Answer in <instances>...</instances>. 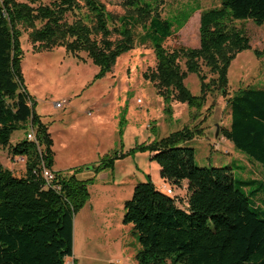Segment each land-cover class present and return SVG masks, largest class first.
I'll use <instances>...</instances> for the list:
<instances>
[{
  "label": "trees",
  "instance_id": "obj_1",
  "mask_svg": "<svg viewBox=\"0 0 264 264\" xmlns=\"http://www.w3.org/2000/svg\"><path fill=\"white\" fill-rule=\"evenodd\" d=\"M165 1L122 0L125 13L114 15L101 0H0V147L13 158H26L22 176L0 165V264H66L74 255V216L88 203L93 182L77 177L84 166L70 176L53 169L54 141L23 75L22 28L31 30L29 39L39 52L63 47L75 57L87 54L99 69L96 80L111 73L122 55L150 44L157 65L145 79L155 84L165 114H173L174 102L200 112L209 93L228 95L229 67L239 53L251 49L250 38L236 22L262 26L264 0H221L220 7L201 13L199 46L173 50L165 42L192 14L164 18ZM203 67L215 77L207 81ZM190 73L200 78V96L185 85ZM228 105L231 124L220 135L264 171V89L240 90ZM126 124L124 115L121 137ZM202 124L128 153L106 155L92 166L100 174L114 170L121 159L149 152L166 185L182 188L188 182L183 199L162 193L148 179L125 201L123 222L139 235V264H264V219L251 202L257 191L243 188L254 181L238 187L233 169L198 167L195 150L183 146L204 135ZM23 130L26 137L11 144L13 133ZM31 131L35 140L28 139ZM43 167L54 174L51 182Z\"/></svg>",
  "mask_w": 264,
  "mask_h": 264
},
{
  "label": "rangeland",
  "instance_id": "obj_2",
  "mask_svg": "<svg viewBox=\"0 0 264 264\" xmlns=\"http://www.w3.org/2000/svg\"><path fill=\"white\" fill-rule=\"evenodd\" d=\"M101 1L110 13H125L122 0ZM42 2L48 4L50 0ZM220 5L221 0H166L161 11L164 18L176 20L184 19L187 14L192 16L182 28L175 26V33L165 42V47L168 50L180 46L198 47L201 13ZM236 26L245 30L251 49L239 53L232 61L228 70V95L209 93L200 112L187 104L174 102L171 116L165 114V104L155 84L145 79V74L151 73L157 65L150 44L137 46L122 55L111 73L96 80L99 69L87 54L75 57L63 47L39 52L29 39L31 30L22 28L23 75L36 103V111L49 126L54 141L53 169L70 176L75 168L84 166L77 177L93 179L88 203L74 216L76 252L75 258L67 259L71 264H139L136 259L140 250L139 235L133 225L123 222L124 203L132 198L135 186L148 179L159 191L164 190L160 167L151 160L149 152L140 151L121 159L114 170L100 174H96L92 166L106 155L128 153L138 145L201 123L204 135L183 146L195 150L198 167L233 169L238 187L245 186L241 182L254 181L243 188L257 191L251 202L260 208V216L264 219L262 166L220 135V129L231 124L229 99L240 90L264 89V24L257 26L253 21H237ZM181 65L186 70L184 62ZM203 74L207 81L215 77L206 67H203ZM185 85L193 95H201L197 74H188ZM64 99H68L69 104L57 108L55 104ZM124 115L127 124L121 137L120 121ZM25 137L26 131H16L11 144ZM0 165L16 175H23L25 164L13 158L7 148L0 147ZM172 188L175 196H186L181 187L173 185Z\"/></svg>",
  "mask_w": 264,
  "mask_h": 264
},
{
  "label": "built area",
  "instance_id": "obj_3",
  "mask_svg": "<svg viewBox=\"0 0 264 264\" xmlns=\"http://www.w3.org/2000/svg\"><path fill=\"white\" fill-rule=\"evenodd\" d=\"M69 100L68 99H64L62 102H59V103H56L55 106L59 109H62L64 108L66 105L69 104ZM28 139L29 140H35V134L33 131H31L29 134H28ZM17 161L25 164L26 163V158L25 157H16L15 158ZM42 173H43V176L44 178L48 181V182H51L53 179H54V174L48 170L47 168L43 167V170H42ZM165 189V192L170 195V196H174L173 194V188L170 187V186H165L164 187ZM66 264H71L69 261H66ZM74 264V262L72 263Z\"/></svg>",
  "mask_w": 264,
  "mask_h": 264
},
{
  "label": "crops",
  "instance_id": "obj_4",
  "mask_svg": "<svg viewBox=\"0 0 264 264\" xmlns=\"http://www.w3.org/2000/svg\"><path fill=\"white\" fill-rule=\"evenodd\" d=\"M127 130V129H126ZM125 133H126V131H125ZM124 135H126V134H124ZM150 156H151V154H150ZM55 170V169H54ZM13 171V170H12ZM56 171V170H55ZM26 172V166L24 165V167H23V174ZM13 173L15 174V172L13 171ZM19 176V175H18ZM163 180V179H162ZM164 181V180H163ZM164 184L165 185H163V187H165V186H169V185H166V183H165V181H164ZM187 186H188V182L187 181H184L183 183H182V188H183V191L184 192H186V190H187ZM161 191H165V189L164 190H161ZM180 196V195H179ZM180 198H184V196L182 197V196H180ZM75 242H76V237H75ZM75 252H76V244H75V246H74V255H73V258H75Z\"/></svg>",
  "mask_w": 264,
  "mask_h": 264
}]
</instances>
